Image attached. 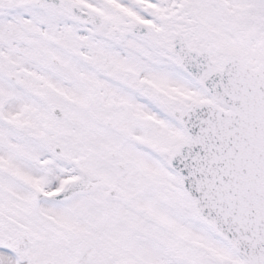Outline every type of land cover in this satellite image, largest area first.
<instances>
[{
  "label": "snow or ice",
  "instance_id": "obj_1",
  "mask_svg": "<svg viewBox=\"0 0 264 264\" xmlns=\"http://www.w3.org/2000/svg\"><path fill=\"white\" fill-rule=\"evenodd\" d=\"M0 264H264V0H0Z\"/></svg>",
  "mask_w": 264,
  "mask_h": 264
}]
</instances>
